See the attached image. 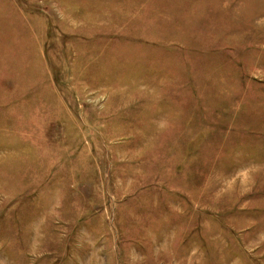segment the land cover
<instances>
[{
    "label": "rangeland",
    "instance_id": "374dc122",
    "mask_svg": "<svg viewBox=\"0 0 264 264\" xmlns=\"http://www.w3.org/2000/svg\"><path fill=\"white\" fill-rule=\"evenodd\" d=\"M0 264H264V0H0Z\"/></svg>",
    "mask_w": 264,
    "mask_h": 264
}]
</instances>
